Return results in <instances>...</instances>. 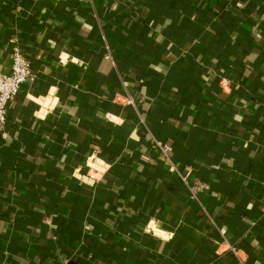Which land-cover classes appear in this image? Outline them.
<instances>
[{"label": "crops", "instance_id": "obj_1", "mask_svg": "<svg viewBox=\"0 0 264 264\" xmlns=\"http://www.w3.org/2000/svg\"><path fill=\"white\" fill-rule=\"evenodd\" d=\"M14 42L0 264H264V0H0L2 72Z\"/></svg>", "mask_w": 264, "mask_h": 264}, {"label": "built area", "instance_id": "obj_2", "mask_svg": "<svg viewBox=\"0 0 264 264\" xmlns=\"http://www.w3.org/2000/svg\"><path fill=\"white\" fill-rule=\"evenodd\" d=\"M31 76V66L29 60L19 49L18 45L14 42L10 54V66L7 73L0 70V126H4L7 122V108L9 102L14 98L21 90L26 80ZM114 102L118 105L129 106L133 105V100L130 96H119L114 98ZM156 148L159 154L169 159V153L171 148L167 144L156 142ZM174 167V166H173ZM108 164L103 162L98 157V152L90 155L87 161V182L96 183L106 173ZM183 182L187 188L189 196L193 199L197 198V194L201 190L205 189V185L200 183H194L193 185ZM229 253L235 258L239 264H244L240 255V250L236 246L226 243L218 245L217 254Z\"/></svg>", "mask_w": 264, "mask_h": 264}, {"label": "clouds", "instance_id": "obj_3", "mask_svg": "<svg viewBox=\"0 0 264 264\" xmlns=\"http://www.w3.org/2000/svg\"><path fill=\"white\" fill-rule=\"evenodd\" d=\"M62 60L66 62L67 56L62 55ZM56 91H57V89L53 86L51 88V93H55ZM35 102L39 103V104L43 105L45 108H49V109L51 106H53L57 103V101L55 99H52L51 96L47 99H44V98L36 99ZM35 115L39 116L40 118H44L47 115V113L45 111L41 110L40 112L35 113ZM158 234L162 235V236L164 235V233H158Z\"/></svg>", "mask_w": 264, "mask_h": 264}]
</instances>
